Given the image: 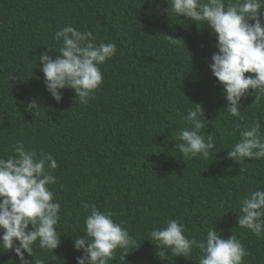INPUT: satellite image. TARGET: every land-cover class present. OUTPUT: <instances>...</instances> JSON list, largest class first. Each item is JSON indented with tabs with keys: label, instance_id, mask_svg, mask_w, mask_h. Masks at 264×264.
<instances>
[{
	"label": "trees",
	"instance_id": "trees-1",
	"mask_svg": "<svg viewBox=\"0 0 264 264\" xmlns=\"http://www.w3.org/2000/svg\"><path fill=\"white\" fill-rule=\"evenodd\" d=\"M168 7V0H0V159L15 156L22 142L37 159L50 153L58 163L51 170L56 183L47 187L60 204L61 243L52 251L37 240L32 256L25 252L33 264H78L84 252L75 240L91 239L85 220L92 206L124 222L137 241L125 262L117 249L108 264H199L202 250L175 256L151 238L172 219L197 241L214 228L224 239L234 234L247 252L242 264H264V232L256 236L238 223L243 199L264 191V158H245L241 170L227 157L241 139L237 124L259 121L264 142V93L250 89L241 98L242 119L231 115L209 67L217 36L207 24L170 17ZM67 26L91 32L97 46L116 45V54L99 65L103 83L87 103L70 88L60 90L57 102L39 62L48 48L59 55L63 38L56 32ZM163 35L179 40L172 44ZM33 99L40 106L28 111ZM194 103L204 108L200 135L206 143L211 136L215 148L207 158L185 160L176 145L183 143L179 133L191 130L186 117ZM3 233L0 228V264H20L14 250H3Z\"/></svg>",
	"mask_w": 264,
	"mask_h": 264
},
{
	"label": "clouds",
	"instance_id": "clouds-1",
	"mask_svg": "<svg viewBox=\"0 0 264 264\" xmlns=\"http://www.w3.org/2000/svg\"><path fill=\"white\" fill-rule=\"evenodd\" d=\"M168 15L186 17L210 26L217 36L218 51L212 55L209 65L213 75L224 86L223 91L228 101L227 111L241 117V98L249 90L264 93V20H262L260 0H244L242 4L223 0H168ZM254 21V23H253ZM170 43L176 44L179 38L163 35ZM63 38V46L55 58L48 52L39 55V62L45 77L47 90L57 101H61V89L75 91L77 100L87 103L94 98L95 91L102 85L103 76L99 65L116 54L114 43L93 42L91 32H81L72 26L63 27L56 32V39ZM252 73L253 76H246ZM189 109L187 121L191 130L179 133L183 141L176 145L182 158L196 157L202 154L207 158L215 148L212 137L206 143L200 132L205 129L204 108L199 103ZM33 99L28 111L39 108ZM203 117V119L201 118ZM236 128L241 131V139L235 144L227 157L245 165V158H264V142L260 138L261 125L254 121L251 126ZM15 156L0 159V228L4 229L2 247L4 251L14 250L20 264H33L25 258L33 254V244L39 240L42 249L54 251L61 243L56 225L60 219V204L53 202V193L47 187L56 183L51 170L58 167L50 153L41 154L37 159L35 152L27 150L22 142L14 146ZM85 208L89 205L85 204ZM238 216L239 226L251 230L256 236L264 232V191L256 190L244 198ZM112 214L102 213L95 206L91 207L86 217V239L80 236L75 240L76 250H83L84 255L77 257L78 264H108L114 258L117 249L122 250L120 260L125 262L129 249L137 241L128 231L111 218ZM29 225L32 226L31 230ZM184 225L172 219L163 229H154L150 235L157 242L156 246L171 250L175 256L188 258L193 248L203 251L199 264H242L247 255L245 247L232 235L221 238L216 228L209 229L206 241L189 239L184 234ZM19 242L18 244L16 242ZM43 264V261H36Z\"/></svg>",
	"mask_w": 264,
	"mask_h": 264
}]
</instances>
